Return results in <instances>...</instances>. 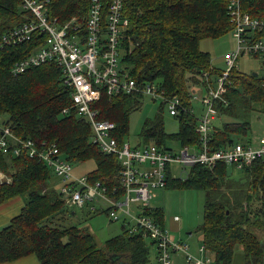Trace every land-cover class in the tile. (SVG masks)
I'll return each instance as SVG.
<instances>
[{
	"label": "trees",
	"instance_id": "trees-1",
	"mask_svg": "<svg viewBox=\"0 0 264 264\" xmlns=\"http://www.w3.org/2000/svg\"><path fill=\"white\" fill-rule=\"evenodd\" d=\"M227 2L124 0L123 14L128 24L119 38L121 69L143 83H156L164 93L177 95L190 108L191 97L195 96L192 92L198 91V87L202 91L204 87L203 73H216L220 69L211 64L209 52L200 48V40L229 30L233 34ZM88 5L89 0H47L46 12L61 21L76 17L83 22ZM242 8L253 16L262 15L264 0H242ZM31 17L20 0H0V33ZM45 36L44 32L36 30L32 38L0 48L3 121L16 136L56 142L60 152L71 162L93 159L95 166L84 173L88 180H99L109 196L119 197L123 192L118 175L120 164L115 155L103 153L90 141V124L72 106L71 88L63 81L61 66L49 59L16 75L11 72L13 63L41 45ZM254 73L235 68L230 74L232 85L223 86L221 94L227 103L221 101L217 105V116L209 129L211 147L247 143L240 134L248 132L249 121H233L231 115L236 113V103L247 108L257 103L264 111V86L259 81L260 73ZM143 98L140 92L109 96L102 88L94 105L100 118L115 123L114 134L123 141L128 132L129 113L140 107ZM162 107L160 103L156 114L143 121L141 140L134 146L151 142L163 146L169 135L180 144H195L198 148L201 145L198 123L196 126L192 112L173 114L178 118V129L166 133L160 113ZM212 164L195 162L184 179L167 175L166 185L219 192L217 198L204 203V219L199 227L205 251L216 262L232 264L234 251L240 246L242 264H264V240L256 232H264V160H254L242 167L244 181L235 187L228 186V193L222 192L220 187L228 176L230 163L219 160ZM0 170L10 177L9 181L0 183V202L13 195L23 199L19 213L0 228V262L35 253L37 264H161L155 241L146 238L141 231L129 232V222L122 216L113 219L109 215L111 220H123L122 231L106 238L103 245L77 223L58 225L52 221L53 216L65 211L66 199L59 190L60 178L50 166L29 156L25 149L15 154L12 149L0 148ZM141 211L164 225L156 207L145 206ZM177 254L174 252V259Z\"/></svg>",
	"mask_w": 264,
	"mask_h": 264
},
{
	"label": "built area",
	"instance_id": "built-area-1",
	"mask_svg": "<svg viewBox=\"0 0 264 264\" xmlns=\"http://www.w3.org/2000/svg\"><path fill=\"white\" fill-rule=\"evenodd\" d=\"M22 8L32 17L0 33V48L5 44H19L30 38L34 31L46 34L44 42L28 54L17 59L11 68L16 75L27 68L49 59L55 60L62 69L63 81L71 88V102L77 113L90 124V141L106 154L116 155L120 169L118 175L123 188L119 197L109 196L99 180L89 181L87 175H76L72 163L60 152L56 142L37 141L33 138L16 136L0 114V148L12 149L19 154L25 149L29 156L50 166L60 178L59 190L66 203L81 207L94 197L106 199L109 215L113 219L129 222L128 231H141L155 241L158 260L161 264H173L174 252L181 253L192 264H222L205 251L202 244L198 256L189 251L186 242L178 241L152 216L142 213L154 195V188L165 186L167 166L171 162L184 166L195 162L214 163L222 160L242 168L254 160H264V136L256 143L235 142L224 147H211L209 129L217 114L219 102L227 103L221 94L225 84L232 85L230 74L238 68L241 56L259 58L261 73L259 81L264 86V14L253 16L242 8V0H228L227 11L234 27L235 47L223 54L224 68L219 72L203 73L204 94L201 96V111L197 115L200 146L190 150L187 145L179 152L156 143L134 146L129 141H119L114 134L115 123L100 118L94 103L104 88L109 96L121 92H140L168 103L171 114L190 111L177 95H167L154 82H142L122 70L119 62V38L128 18L124 16V0H89L87 15L83 22L74 18L65 21L50 17L46 12L47 0H20ZM10 177L0 171V180ZM135 203L138 213L132 214ZM131 217V220L128 218ZM174 220H179L175 215Z\"/></svg>",
	"mask_w": 264,
	"mask_h": 264
},
{
	"label": "rangeland",
	"instance_id": "rangeland-1",
	"mask_svg": "<svg viewBox=\"0 0 264 264\" xmlns=\"http://www.w3.org/2000/svg\"><path fill=\"white\" fill-rule=\"evenodd\" d=\"M78 20L76 17H70ZM200 48L207 50L210 54L211 64L217 68H224L225 62L223 60V54L232 50L235 47V38L229 30L228 32L219 35L217 37H205L200 40ZM237 67L244 73L255 71L261 73V62L259 58L251 55L241 56L237 62ZM201 88L198 87V94H200ZM199 95L193 99V104L196 107V114L200 112ZM162 103L161 98L152 99L149 95H144L142 104L140 107L131 110L128 118V132L124 136L125 141H130L132 145L141 140L139 135L143 121L146 118L153 117L158 107ZM161 117L163 120V126L166 133H172L178 129V118L175 115L169 113L168 103H162ZM236 113L231 115L233 121H249V129L246 134H240L242 139H248L252 137L254 140H258L259 137L264 136V111L261 110V106L257 103L253 104L251 108L244 107L242 104H235ZM236 136V135H234ZM166 146L172 148L174 151L179 152L182 148L179 140L167 136ZM211 165H213L211 163ZM95 166L94 160L88 159L84 161H75L72 163L73 171L76 175L84 174L91 170ZM249 166V165H248ZM171 171L168 173L171 177L178 176L184 179L190 166H184L182 163L171 162ZM228 176L223 180L220 190L228 193V186L235 187L240 185L241 181H244L245 171L241 168L238 169L234 165H228ZM8 176V175H7ZM9 177V176H8ZM10 180V178H9ZM8 180V181H9ZM219 190V191H220ZM154 195L149 199L148 205L151 208L156 209L162 214L164 227L178 241L186 242L189 246V251L201 257L198 253L199 248L202 245V231L199 229L203 223V211L204 203L207 199H214L218 197V191L212 189H201L188 187L183 185H171L167 184L163 187H157L151 190ZM110 203L101 197H94L86 202L82 207H78L73 202L64 204L65 211L58 213L52 217V221L57 222L58 225H68L80 221L81 227L88 232H91L99 245H103L106 238L118 234L122 231L121 224L122 219L111 220L106 209L109 208ZM245 205V202H244ZM132 214L137 211V206L132 202L131 204ZM68 210H74L75 213L72 217L69 216ZM63 215H66L63 217ZM74 215V217H73ZM178 215L179 220L174 221V216ZM131 220V217H128ZM2 225H0V228ZM258 237L264 240V232L256 230ZM151 239L149 236H145ZM184 259V258H183ZM243 252L240 246L234 251L232 264H242ZM173 264H189L185 260H181L180 263L173 262Z\"/></svg>",
	"mask_w": 264,
	"mask_h": 264
},
{
	"label": "crops",
	"instance_id": "crops-1",
	"mask_svg": "<svg viewBox=\"0 0 264 264\" xmlns=\"http://www.w3.org/2000/svg\"><path fill=\"white\" fill-rule=\"evenodd\" d=\"M257 73V72H256ZM193 94H195V96L193 95L192 97H191V100H192V102H193V99L197 96V95H199V102H200V105H199V108H200V110L199 111H201V96H203V94H204V89H202V91L200 92V94H198L199 92H197L196 90L195 91H193L192 92ZM142 94V93H141ZM143 96L144 95H147V94H142ZM115 96V95H114ZM150 96V95H149ZM151 97V96H150ZM152 99H154V100H156V98H153V97H151ZM162 100V99H161ZM162 103L164 104V103H166L164 100H162ZM142 104V103H141ZM192 106H191V108L192 109H194L193 110V113H192V115H194L195 117H196V126H197V112H196V107L194 106V104L192 103L191 104ZM141 106V105H140ZM169 113H170V111H169ZM171 114V113H170ZM171 115H173V114H171ZM217 116V115H216ZM216 116L213 118V119H215L216 118ZM108 120V119H107ZM109 121H111V120H109ZM113 122V121H112ZM197 129H198V127H197ZM130 142V141H129ZM246 142H252V143H256L257 142V140H254V139H252V137H249L248 139H247V141ZM151 143H154V142H151ZM184 145H187L188 146V148L190 149V150H195L196 149V147H195V144H184ZM183 144H181V146H184ZM163 147H165V148H169V149H172V148H170V147H167L166 146V144H164L163 145ZM61 154H62V152H61ZM63 155V154H62ZM64 156V155H63ZM116 156V155H115ZM117 158V157H116ZM68 160V159H67ZM91 160H93V159H91ZM118 160V159H117ZM70 161V160H69ZM71 162V161H70ZM95 162V161H94ZM119 162V161H118ZM71 163H73V162H71ZM233 165V164H232ZM236 167V166H235ZM237 168V167H236ZM239 169V168H238ZM0 171H2V170H0ZM166 171H167V175H168V173L171 171V168H170V164L167 166V169H166ZM3 172V171H2ZM74 172V171H73ZM4 173V172H3ZM83 173H86V172H83ZM5 174V173H4ZM75 174V173H74ZM6 175V174H5ZM79 175V174H78ZM174 177H178V176H174ZM4 181H6V180H0V183L1 182H4ZM165 186H166V184H165ZM163 187V186H162ZM22 205H23V199H22V197L20 196V195H13L12 197H9V198H7V199H5L4 201H2V202H0V225H2V227L3 226H5L6 224H8L9 223V221H10V218H12L13 216H15L16 214H18L19 213V211H20V209H21V207H22ZM79 207V206H78ZM82 207V206H81ZM148 207H151V206H149L148 205ZM71 212L69 213V216H67L66 218H69V217H72V214H74L75 213V211L74 210H70ZM66 215H63V217H65ZM73 217H74V215H73ZM174 219V218H173ZM174 221H177V220H174ZM122 222H123V220H122ZM79 226H81V224H80V221H77L76 222ZM124 223H125V221H124ZM121 228H122V224H121ZM174 255V254H173ZM181 260H184L183 259V255L181 254V253H178L176 256H175V259H174V261L175 262H179L180 263V261ZM37 262H38V257H37V255L35 254V253H28V254H25V255H23V256H20V257H18V258H16V259H13V260H9V261H3V262H0V264H37Z\"/></svg>",
	"mask_w": 264,
	"mask_h": 264
},
{
	"label": "water",
	"instance_id": "water-1",
	"mask_svg": "<svg viewBox=\"0 0 264 264\" xmlns=\"http://www.w3.org/2000/svg\"><path fill=\"white\" fill-rule=\"evenodd\" d=\"M254 74L256 75V72Z\"/></svg>",
	"mask_w": 264,
	"mask_h": 264
}]
</instances>
